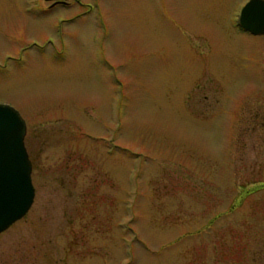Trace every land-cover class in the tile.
Instances as JSON below:
<instances>
[{"label": "rangeland", "instance_id": "374dc122", "mask_svg": "<svg viewBox=\"0 0 264 264\" xmlns=\"http://www.w3.org/2000/svg\"><path fill=\"white\" fill-rule=\"evenodd\" d=\"M247 0H0V103L34 198L0 264H264V34Z\"/></svg>", "mask_w": 264, "mask_h": 264}, {"label": "water", "instance_id": "95a60500", "mask_svg": "<svg viewBox=\"0 0 264 264\" xmlns=\"http://www.w3.org/2000/svg\"><path fill=\"white\" fill-rule=\"evenodd\" d=\"M237 24L253 35L264 34V0H247ZM26 122L19 111L0 103V232L28 211L34 198L31 162L24 144Z\"/></svg>", "mask_w": 264, "mask_h": 264}, {"label": "flooded vegetation", "instance_id": "af4514ba", "mask_svg": "<svg viewBox=\"0 0 264 264\" xmlns=\"http://www.w3.org/2000/svg\"><path fill=\"white\" fill-rule=\"evenodd\" d=\"M62 0H50V3L48 4L49 7H52L54 4L61 2ZM237 23V22H236ZM238 25V24H237ZM239 27V26H238ZM239 29L243 30L242 28L239 27ZM245 31V30H243ZM247 32V31H246Z\"/></svg>", "mask_w": 264, "mask_h": 264}]
</instances>
